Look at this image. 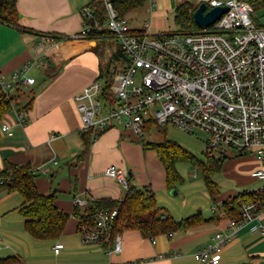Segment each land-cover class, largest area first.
Wrapping results in <instances>:
<instances>
[{
  "label": "crops",
  "instance_id": "0c3cea01",
  "mask_svg": "<svg viewBox=\"0 0 264 264\" xmlns=\"http://www.w3.org/2000/svg\"><path fill=\"white\" fill-rule=\"evenodd\" d=\"M91 1L17 0L19 26L0 24V75L14 84L15 73L21 72L26 64H36L29 72L36 83L21 88L25 94L23 101L14 104L16 109H26L27 126L21 127L12 111L5 121L12 126L14 135L0 134V170L5 169L7 163L43 166L37 173V189L44 195L56 190V206L70 215L58 239H36L27 231L26 220L20 213L23 197L18 192L0 193V264H199L195 253L210 244L216 233L229 231L231 218L225 212L224 202L240 192L264 186V182L254 176L263 164L253 155L241 156L233 152L221 170L213 175L223 174L226 181L232 182L222 186L213 179L220 192L214 201L209 194L206 197L194 193L206 190L204 178L190 182L188 196L179 192V185L170 190L159 157L163 172L158 171V178H139V174L133 172L136 170L133 152L142 150L145 153L152 148L144 147L141 137L129 128L111 127L92 139L87 148L74 97L99 78L105 66L104 51L99 43L106 40L100 34L72 37L83 29L81 11ZM210 1L149 0L141 8L145 10L141 26L131 24V27L141 30L148 20L152 33L170 31V22L175 20L178 7L183 4L199 7ZM259 1L263 0H249L253 14L258 10L264 13V3L257 5ZM252 18L258 26H264L257 18ZM47 34L55 43L46 42ZM28 99L32 100V105L25 108ZM55 159L57 164L52 162ZM110 167L126 173L127 187L107 175ZM131 187L154 192L159 204L171 208L165 212L176 221L197 213L211 220L154 238H146L136 229H124L120 232L122 252L111 255L107 252L110 245L82 244L79 218L74 215L75 199L122 201ZM258 224L264 225V212L258 221L238 231V237L225 247L219 264H264V234L255 230ZM57 244L64 245L59 255L54 253Z\"/></svg>",
  "mask_w": 264,
  "mask_h": 264
},
{
  "label": "built area",
  "instance_id": "2783aa9c",
  "mask_svg": "<svg viewBox=\"0 0 264 264\" xmlns=\"http://www.w3.org/2000/svg\"><path fill=\"white\" fill-rule=\"evenodd\" d=\"M103 1L108 12L104 28L97 13L85 6L81 11L84 27L72 38H87L95 31L108 30L120 42L126 59L110 69L111 100L106 98L101 80L75 95L81 133L92 131L96 139L111 127L123 126L142 137L151 121L189 134L201 129L208 134L205 151L209 158H228L229 151L253 155L263 164L254 176L264 182V27L252 18L254 8L249 0H211L210 9L228 7L213 26L159 33L151 32L148 20L143 29H132L130 19L119 17L111 0ZM45 37L47 43L54 40L49 34ZM34 65L26 64L15 73L14 84L0 75V104L14 96L18 88L36 83L29 73ZM13 112L17 123L26 127V109L14 106ZM0 134L14 135L7 121L0 125ZM52 162L58 163L56 159ZM42 168L32 169L38 173ZM106 173L128 186L122 169L110 167ZM8 182L1 179L0 186ZM235 199L240 219H230L228 233H216L210 244L195 253L199 264H219L225 247L238 237V231L258 221L264 212V186L240 192L226 201ZM93 202L92 198L75 199V206L84 211L78 226L82 244L110 245L109 255L121 253L122 237L116 231L119 210L87 212ZM255 230L264 234V225L258 224ZM63 248V244H57L54 253L59 255Z\"/></svg>",
  "mask_w": 264,
  "mask_h": 264
},
{
  "label": "trees",
  "instance_id": "16d2710c",
  "mask_svg": "<svg viewBox=\"0 0 264 264\" xmlns=\"http://www.w3.org/2000/svg\"><path fill=\"white\" fill-rule=\"evenodd\" d=\"M111 1L118 16L127 17L131 12L144 8L149 0ZM260 2L264 3V0L259 1L257 5ZM206 5L208 10H210V6L208 4ZM88 6L97 13L104 28L105 22L108 19V12L104 1L92 0ZM198 8L191 4H183L176 9L175 23L178 30L191 31L199 29L194 20V13ZM19 20L20 14L17 8V0H3V4L0 5V24L18 27ZM93 34L112 37L108 30H102L101 32L95 31ZM125 59L121 49L118 50L111 59V66L109 68L104 66L97 79L104 83L106 98L110 100L113 97L110 91V85L113 82V75L110 69L113 65ZM20 90L21 88H18L16 91L17 94L15 93L9 100L1 102L0 125L12 113L14 104L23 101L25 94ZM31 105L32 100L28 99V102L24 106L25 108H30ZM153 125H155L153 121L149 122L145 131H149ZM92 139V131L83 134V140L87 148L90 147ZM144 147L152 148L157 152L165 168L166 182L170 190L175 189L177 185L183 183V178L177 166L180 163H190L203 170V178L207 192L212 200H217L220 192L217 183L212 177L221 170L227 158H208L207 163H205L178 142L167 138L160 143L144 145ZM32 168L30 164L19 166L7 163L6 168L0 170V180L5 179L6 182H9L4 186H0V193L4 191L18 192L23 197L20 213L24 216L26 229L32 236L40 240L58 239L63 234L69 222L70 215L60 211L56 206V190L53 189L50 194L44 195L37 189L35 181L38 175ZM247 200H250V198ZM224 206L228 217L231 219H240V206L236 199L231 203L224 202ZM107 208L119 210L116 231L121 232L124 229H136L146 238H154L162 234L170 235L181 230H188L211 220L205 219L202 213H197L181 221H176L159 207L155 193L147 188H129L127 195L122 201H114L112 199L95 201L89 204L87 212ZM74 215L81 219L84 211L82 212L81 208L76 207Z\"/></svg>",
  "mask_w": 264,
  "mask_h": 264
},
{
  "label": "rangeland",
  "instance_id": "374dc122",
  "mask_svg": "<svg viewBox=\"0 0 264 264\" xmlns=\"http://www.w3.org/2000/svg\"><path fill=\"white\" fill-rule=\"evenodd\" d=\"M144 11L143 9H138L128 14L127 17L131 20V24L134 27L141 26L142 19H144ZM252 17L257 18L261 22V24H264V13H260V10L252 14ZM170 29V31H178L174 19L170 22ZM105 40L106 41H104V43H99V46H102V49L104 51V65L109 68L111 66L112 59L111 57H109L110 54H112V52L120 50L121 48L120 42L116 38L108 36L105 37ZM2 135L4 134H1V136ZM165 138L178 142L186 149H188L191 153L195 154V156L199 158L202 162L207 163L209 157L207 156L205 151V144L206 140L208 139V134L204 130L197 129L194 133L189 134L175 127H160L158 125H153L149 129V131L144 132V135L141 137V140L144 142L143 144L149 145L154 143H160L164 141ZM133 153L134 167L136 168V170L133 172H135V174L138 173L139 175H137L139 176V178H142L143 180L147 179V177L149 176L158 178V171L160 173L163 172L161 163L154 150L147 149V152L145 153L142 150L138 151V153L136 151H134ZM231 154L232 152L229 151L228 155L231 156ZM148 168L149 171H147ZM178 171L183 178V183L180 184L177 188L179 189V192H181V194L188 196L186 195L189 193L188 185L190 184V182L197 181V179H202L204 177L203 170L198 166H194L190 163H180L178 165ZM135 179L137 180V177H135ZM213 179L221 183L222 186H224V184L232 183L230 181H226L223 174H216L215 176H213ZM194 193L197 195H203L208 197L207 189L204 191L199 190ZM168 196L172 198L169 193ZM203 201L206 202V200L204 199ZM159 206L164 211H167V209L171 211V208L167 204H159Z\"/></svg>",
  "mask_w": 264,
  "mask_h": 264
},
{
  "label": "water",
  "instance_id": "95a60500",
  "mask_svg": "<svg viewBox=\"0 0 264 264\" xmlns=\"http://www.w3.org/2000/svg\"><path fill=\"white\" fill-rule=\"evenodd\" d=\"M2 4L3 0H0V5ZM227 11L228 7H215L208 10L207 5L204 3L194 13V20L200 29H207L219 21Z\"/></svg>",
  "mask_w": 264,
  "mask_h": 264
},
{
  "label": "bare ground",
  "instance_id": "6f19581e",
  "mask_svg": "<svg viewBox=\"0 0 264 264\" xmlns=\"http://www.w3.org/2000/svg\"><path fill=\"white\" fill-rule=\"evenodd\" d=\"M260 26V25H259ZM264 27V26H263ZM93 35H95V34H93Z\"/></svg>",
  "mask_w": 264,
  "mask_h": 264
}]
</instances>
